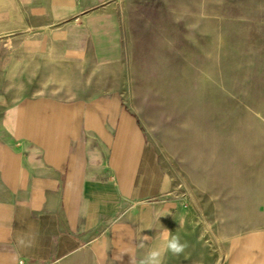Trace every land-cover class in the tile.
<instances>
[{
  "label": "crops",
  "instance_id": "0c3cea01",
  "mask_svg": "<svg viewBox=\"0 0 264 264\" xmlns=\"http://www.w3.org/2000/svg\"><path fill=\"white\" fill-rule=\"evenodd\" d=\"M115 6L0 0V264H144L173 235V181L129 101L46 90L53 57L105 55Z\"/></svg>",
  "mask_w": 264,
  "mask_h": 264
},
{
  "label": "rangeland",
  "instance_id": "374dc122",
  "mask_svg": "<svg viewBox=\"0 0 264 264\" xmlns=\"http://www.w3.org/2000/svg\"><path fill=\"white\" fill-rule=\"evenodd\" d=\"M114 1L105 55L53 57L46 90L129 101L181 208L173 264H264V0Z\"/></svg>",
  "mask_w": 264,
  "mask_h": 264
},
{
  "label": "clouds",
  "instance_id": "9594fccd",
  "mask_svg": "<svg viewBox=\"0 0 264 264\" xmlns=\"http://www.w3.org/2000/svg\"><path fill=\"white\" fill-rule=\"evenodd\" d=\"M185 248V244L181 243L176 236H169L168 230L164 229L160 233L159 241L148 252L144 264H161V258L165 251L173 254H179Z\"/></svg>",
  "mask_w": 264,
  "mask_h": 264
}]
</instances>
